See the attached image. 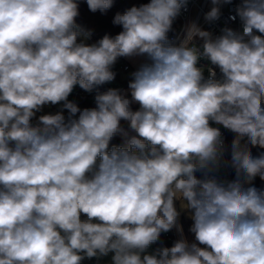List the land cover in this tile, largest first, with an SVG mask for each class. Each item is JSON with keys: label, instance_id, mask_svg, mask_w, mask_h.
Segmentation results:
<instances>
[{"label": "clouds", "instance_id": "obj_1", "mask_svg": "<svg viewBox=\"0 0 264 264\" xmlns=\"http://www.w3.org/2000/svg\"><path fill=\"white\" fill-rule=\"evenodd\" d=\"M81 2L0 0V264H264V0Z\"/></svg>", "mask_w": 264, "mask_h": 264}, {"label": "trees", "instance_id": "obj_2", "mask_svg": "<svg viewBox=\"0 0 264 264\" xmlns=\"http://www.w3.org/2000/svg\"><path fill=\"white\" fill-rule=\"evenodd\" d=\"M148 0H115L114 6L108 10L107 13H91L88 11L87 6L85 3H83V0L81 2V16L78 18V23L81 24L85 28H91L94 29L92 40L89 41L95 42L96 40L102 38V36L105 33L115 35L119 31L122 30L120 26H114L112 24V19L115 16L117 12L123 13L127 8L131 7L133 4L139 5L140 3H147ZM171 35V34H170ZM117 77H120V72H117ZM109 87V85H104L101 87V89H106ZM120 88V86L118 87ZM123 89V88H122ZM86 107L94 106L93 101H82L81 102ZM232 134H228V140L231 141ZM114 143L119 144L120 141L117 139L114 141ZM180 222L184 226L185 234L189 237V239H192V235L188 232V229L192 223L190 219H188L185 215L181 216ZM174 238L171 236L169 237L166 234H162L160 241L156 244H153L155 247H171Z\"/></svg>", "mask_w": 264, "mask_h": 264}, {"label": "built area", "instance_id": "obj_3", "mask_svg": "<svg viewBox=\"0 0 264 264\" xmlns=\"http://www.w3.org/2000/svg\"><path fill=\"white\" fill-rule=\"evenodd\" d=\"M200 3H196L193 5H190V10L187 14H185L184 16H181L177 22L175 23L174 27L179 30L180 26L185 22V16L187 18H195L198 14L199 8H200ZM225 15L227 16V10L225 11ZM221 23H223V21H221ZM231 26L233 27H238V23L236 24H232ZM134 68L131 65V63L125 59V58H121L118 60L117 64L114 66V71L116 72H123V73H128L130 71H133ZM127 83L128 80H122L121 78L117 77L116 81L112 84H109V87H119L126 89L127 88ZM108 87V88H109ZM101 91H104L106 89H100ZM92 95L93 94H88L83 92V90H81L78 86L76 87V89L74 90V92L71 94V96L69 97V99L77 101L81 107H86L85 105H83L81 102L82 101H88V102H92ZM228 135V134H227ZM166 235H168L169 237H173L174 239L178 238V234L175 232V230H173L172 232L166 233ZM157 247H155L154 245H152L148 251L149 252H153ZM85 264H97L96 260H91V261H86ZM99 264H101V261L99 262Z\"/></svg>", "mask_w": 264, "mask_h": 264}, {"label": "rangeland", "instance_id": "obj_4", "mask_svg": "<svg viewBox=\"0 0 264 264\" xmlns=\"http://www.w3.org/2000/svg\"><path fill=\"white\" fill-rule=\"evenodd\" d=\"M129 61V60H128ZM129 62H131V61H129ZM131 64H133V66H135V64L133 63V62H131ZM131 72V71H130ZM130 72H128V73H123V72H121V74H120V78L122 79V80H129L130 79V76H129V73ZM58 110H60V105H56V106H47V107H45L44 109H43V112L42 113H38V115H40V114H46V113H55L56 111H58ZM117 144V143H116ZM108 259L109 258H105L104 260H102L101 261V264H107V262H108Z\"/></svg>", "mask_w": 264, "mask_h": 264}, {"label": "crops", "instance_id": "obj_5", "mask_svg": "<svg viewBox=\"0 0 264 264\" xmlns=\"http://www.w3.org/2000/svg\"><path fill=\"white\" fill-rule=\"evenodd\" d=\"M131 63V62H130ZM133 66V64H131ZM133 68L135 69V66H133ZM120 78V77H119Z\"/></svg>", "mask_w": 264, "mask_h": 264}]
</instances>
